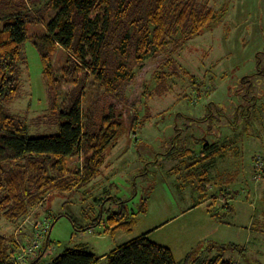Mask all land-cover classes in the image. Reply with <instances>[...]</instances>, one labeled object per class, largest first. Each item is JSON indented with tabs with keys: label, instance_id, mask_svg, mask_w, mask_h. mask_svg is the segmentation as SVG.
<instances>
[{
	"label": "rangeland",
	"instance_id": "rangeland-1",
	"mask_svg": "<svg viewBox=\"0 0 264 264\" xmlns=\"http://www.w3.org/2000/svg\"><path fill=\"white\" fill-rule=\"evenodd\" d=\"M197 1L208 3L220 19L201 34L181 38L170 56L159 52L134 63L137 75L126 98L137 113L135 132L128 127L109 147L102 174L85 186L53 193L26 221L1 220L0 232L20 245H30L35 225L53 223L50 244L46 239L40 249L46 245L43 264L66 248L85 246L104 255L144 233L169 246L180 263L190 252H222L234 264H264V0ZM29 28L32 34L44 32L39 24ZM24 54L23 87L8 110L27 122L31 136L57 133L33 41L25 43ZM65 60L58 49L53 64ZM206 143L222 152L208 179L202 164L190 166ZM185 148L196 151L195 159L179 155ZM77 163L69 161L72 168ZM115 199L127 200L136 213L131 231L104 232L100 215L104 210L106 219L117 209ZM214 244L235 246L207 251Z\"/></svg>",
	"mask_w": 264,
	"mask_h": 264
},
{
	"label": "trees",
	"instance_id": "trees-1",
	"mask_svg": "<svg viewBox=\"0 0 264 264\" xmlns=\"http://www.w3.org/2000/svg\"><path fill=\"white\" fill-rule=\"evenodd\" d=\"M219 19L208 3L197 0H0V222L26 221L53 193L85 186L100 176L109 147L128 127L135 132L137 113L128 108L134 103L126 98L137 75L134 63L159 52L170 56L181 38L201 34ZM31 24L44 26V32L32 34ZM29 40L41 55L50 111L60 127L45 136H31L27 122L8 110L23 87L24 46ZM58 49L64 50L66 60L57 67L53 59ZM66 85L71 88L65 90ZM204 148L196 159L192 148L179 155L195 159L190 165L194 168L202 164L208 179L209 167L222 152L215 144L206 143ZM74 158L78 163L72 168L69 161ZM147 200L143 198L142 212L147 211ZM115 202L117 209L109 210L106 219L101 212L104 232L131 231L136 213L129 211L127 200ZM261 213L264 221V209ZM21 245L14 236L0 232V264H43L46 245L24 263L18 261ZM216 246L225 250L235 245L214 244L207 251L212 253ZM103 260L234 264L222 252L216 256L190 252L180 263L169 246L151 240L148 233L105 255L85 246L66 248L46 264H103Z\"/></svg>",
	"mask_w": 264,
	"mask_h": 264
},
{
	"label": "built area",
	"instance_id": "built-area-1",
	"mask_svg": "<svg viewBox=\"0 0 264 264\" xmlns=\"http://www.w3.org/2000/svg\"><path fill=\"white\" fill-rule=\"evenodd\" d=\"M261 165H263L262 161H261ZM50 228H51V223L48 222V220H45L44 222H40L39 225L35 226V232H34L35 234L30 245L27 244L23 246L21 245V251L18 256L19 262L24 263L26 260H28V258L35 257L37 253L40 252L43 243H45V240L47 239L46 235L49 232Z\"/></svg>",
	"mask_w": 264,
	"mask_h": 264
},
{
	"label": "flooded vegetation",
	"instance_id": "flooded-vegetation-1",
	"mask_svg": "<svg viewBox=\"0 0 264 264\" xmlns=\"http://www.w3.org/2000/svg\"><path fill=\"white\" fill-rule=\"evenodd\" d=\"M258 73H260V71H259ZM252 82H253L252 80H249V85H250ZM244 96H246V95H244ZM253 105H254V104H253ZM246 107H248V108L251 110L252 105H251V106H246Z\"/></svg>",
	"mask_w": 264,
	"mask_h": 264
},
{
	"label": "crops",
	"instance_id": "crops-1",
	"mask_svg": "<svg viewBox=\"0 0 264 264\" xmlns=\"http://www.w3.org/2000/svg\"><path fill=\"white\" fill-rule=\"evenodd\" d=\"M114 249V248H113ZM109 253V252H108ZM107 254V253H106ZM105 255V254H104ZM105 260H103V262H104Z\"/></svg>",
	"mask_w": 264,
	"mask_h": 264
}]
</instances>
